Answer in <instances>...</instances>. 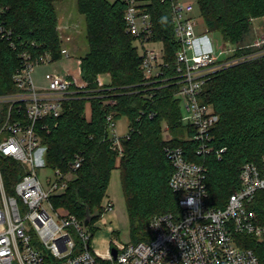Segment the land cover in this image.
Segmentation results:
<instances>
[{
  "label": "trees",
  "instance_id": "trees-1",
  "mask_svg": "<svg viewBox=\"0 0 264 264\" xmlns=\"http://www.w3.org/2000/svg\"><path fill=\"white\" fill-rule=\"evenodd\" d=\"M54 1L58 0H0V20L12 32L11 39L0 35V96L16 91L13 76L21 64V51L30 50L34 57L50 54L53 62L63 58ZM141 1L152 16L153 39L165 45L164 61L170 67L164 78L172 79L180 47L174 35L172 6L162 0ZM78 2L88 27L89 51L80 60L88 82L84 89L90 92L66 101L59 127L51 134L42 133V139L47 147L48 168L67 173L70 162L81 151L85 162L66 193L53 198V202L82 220L86 218V207H97L101 214L106 210L101 201L118 157L109 141L107 117L115 114L120 120L127 116L131 133L123 140L122 181L132 239L138 243L149 239V223L154 216L178 210V198L169 186L173 167L164 147L171 144L193 152L195 145L184 138L193 135L194 130L182 121L176 79L171 83L160 77L153 85L145 84L140 43L126 30V0ZM198 3L209 32L219 31L225 45L236 49L234 54H226L234 61L212 75L201 95L203 103L211 105L220 117L212 130L214 149L225 151L220 157L215 151L206 157L193 155L194 161L205 162L208 167L209 205L224 207L240 188L241 167L247 162L261 164L264 156V44L256 49L245 48L254 38V21L264 18V0ZM101 73L111 75L109 84H100ZM111 99L116 100L114 105L108 104ZM88 103L92 106L90 120L86 117ZM0 109L1 119L5 109ZM163 122L173 136L170 142L164 138ZM1 166L7 190L14 193L25 169L9 158H2ZM251 208L264 226V191L257 193ZM247 239V247L264 264V238Z\"/></svg>",
  "mask_w": 264,
  "mask_h": 264
},
{
  "label": "built area",
  "instance_id": "built-area-1",
  "mask_svg": "<svg viewBox=\"0 0 264 264\" xmlns=\"http://www.w3.org/2000/svg\"><path fill=\"white\" fill-rule=\"evenodd\" d=\"M162 1L172 6L174 35L180 45L172 79L164 78L170 66L164 61L160 42L152 37V16L145 11L141 0H126L125 21L127 32L139 43L153 44L150 49L144 47L142 53L145 84L153 85L160 77L164 78L163 82L173 83L176 79V96L190 112L182 121L194 133L184 140L193 143L195 150L187 152L184 147L171 144L164 147L173 167L169 186L178 198V210L154 216L149 223L148 240L114 241L105 254L91 249L94 233L90 225L86 226L84 220L69 209L56 207L53 202L57 192L68 189L67 178L83 166L84 152L76 153L67 173L49 168L53 176L43 179L39 175L41 165L48 167L42 133L51 134L59 127L58 119L66 101L90 91L84 89V84L67 79L57 71L47 74V88L38 87L33 72L36 67L52 63V56L34 57L30 50H24L19 53L21 64L13 76L16 91L0 96V107L5 109L0 119V264H261L257 253L247 247V238H264V226L251 208L257 193L264 191V156L261 164L247 162L241 167L240 188L231 194L224 207L209 205L208 167L205 162L193 160V155L214 154L212 130L220 117L211 105L203 103L201 95L212 75L230 63L218 66L222 62L216 52L218 47L210 34H200L201 28L209 30L204 19L195 15L193 4L184 5L180 0ZM11 34L0 20L1 37L11 39ZM205 36L210 38L212 51L201 54L198 41ZM260 43L264 44V37ZM11 45L17 49L14 43ZM61 52L63 58L73 57L63 42ZM220 53L228 54L223 50ZM115 103V99L108 101V104ZM107 129L113 149L118 151V156L124 155L123 140L130 137V126L127 135H119L118 120L115 114H110ZM167 129L166 125L164 131ZM172 139V135L165 138L168 142ZM224 151L215 153L220 157ZM2 158L13 159L25 169L14 193L5 185ZM112 208L108 203L107 210ZM72 227L80 233L82 245L72 237ZM113 249L117 250L116 258Z\"/></svg>",
  "mask_w": 264,
  "mask_h": 264
},
{
  "label": "rangeland",
  "instance_id": "rangeland-1",
  "mask_svg": "<svg viewBox=\"0 0 264 264\" xmlns=\"http://www.w3.org/2000/svg\"><path fill=\"white\" fill-rule=\"evenodd\" d=\"M114 1V0H111ZM182 4H193L195 6V15L200 18V6L198 0H180ZM53 7L57 11L58 15V30L61 35V42L67 45L73 54L71 58H61L57 62H52L50 64H45L36 67L33 72V78L38 87L47 88L49 86L47 80V74L51 72H59L63 76H70L73 81H77L81 84H88L86 80V73L82 68L80 58L86 57L89 51V37H88V27L85 16L79 10L78 0H58L54 1ZM203 19V18H202ZM200 21V20H198ZM254 33L252 42H247L248 45L245 46L246 49H256L262 46L259 42L261 38L264 37V18H259L254 21ZM206 27V26H205ZM200 34L206 35L210 34L211 40H214L217 48V55L219 59L223 58L222 62H219L218 66L230 63L234 61V58H229L226 54H221L223 50L225 53L234 54L235 47L226 46L222 34L218 32H207L205 28L200 29ZM164 43L161 41L159 44L160 49L164 48ZM150 49L153 44L146 42L144 45L139 44V50L141 53L145 52V48ZM158 47V45H157ZM220 53V55H219ZM98 80L101 85L109 84L112 77L108 73H101L98 76ZM88 108L89 105H88ZM181 110L183 117L187 118L190 115L185 104H181ZM167 123L163 122V128H166ZM129 131V120L127 116L122 117L118 121V133L121 136H125ZM164 138H170L169 130L164 131ZM123 157H117L116 168L110 173V181L107 192L101 201V206L106 208V210L90 224L89 229L94 232L91 239V249L94 251H99L105 254L110 249L112 242L119 241L122 243H130L134 240L132 239L131 230V220L129 216V209L127 205V199L124 194L123 181H122V162ZM39 175L46 179L48 176H53L51 169L46 167V165H41L39 168ZM75 175L71 176L70 179L67 178L68 183L75 179ZM67 190L57 192L54 195L59 197L60 195L66 193ZM108 203L113 205L112 209L107 210ZM50 209L51 214L56 217V213L51 209V207L46 204ZM64 208V207H63ZM94 230V231H93ZM70 232L75 242L78 245H82V238L80 233L74 227L70 228ZM36 240L38 239L35 238ZM80 251L77 250L76 254Z\"/></svg>",
  "mask_w": 264,
  "mask_h": 264
},
{
  "label": "water",
  "instance_id": "water-1",
  "mask_svg": "<svg viewBox=\"0 0 264 264\" xmlns=\"http://www.w3.org/2000/svg\"><path fill=\"white\" fill-rule=\"evenodd\" d=\"M100 214H101L100 210L97 207L93 209H91L90 207H86V218L84 219L85 225L89 226L96 217L100 216ZM113 254L114 257L116 258L117 257L116 249H113Z\"/></svg>",
  "mask_w": 264,
  "mask_h": 264
},
{
  "label": "clouds",
  "instance_id": "clouds-1",
  "mask_svg": "<svg viewBox=\"0 0 264 264\" xmlns=\"http://www.w3.org/2000/svg\"><path fill=\"white\" fill-rule=\"evenodd\" d=\"M199 49L201 54H206L207 52L212 51L210 38L205 36L199 38Z\"/></svg>",
  "mask_w": 264,
  "mask_h": 264
},
{
  "label": "crops",
  "instance_id": "crops-1",
  "mask_svg": "<svg viewBox=\"0 0 264 264\" xmlns=\"http://www.w3.org/2000/svg\"><path fill=\"white\" fill-rule=\"evenodd\" d=\"M88 105L90 108H88ZM88 105L86 106V116H87V119L90 120L92 117V106H91V104H88Z\"/></svg>",
  "mask_w": 264,
  "mask_h": 264
},
{
  "label": "bare ground",
  "instance_id": "bare-ground-1",
  "mask_svg": "<svg viewBox=\"0 0 264 264\" xmlns=\"http://www.w3.org/2000/svg\"><path fill=\"white\" fill-rule=\"evenodd\" d=\"M94 231V230H93Z\"/></svg>",
  "mask_w": 264,
  "mask_h": 264
}]
</instances>
